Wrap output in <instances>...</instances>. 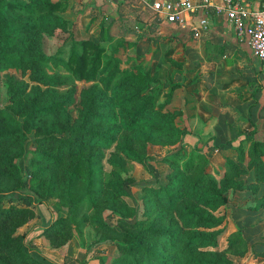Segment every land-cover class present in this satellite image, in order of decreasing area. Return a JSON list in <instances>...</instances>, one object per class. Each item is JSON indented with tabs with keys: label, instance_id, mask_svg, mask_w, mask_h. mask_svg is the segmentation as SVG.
<instances>
[{
	"label": "rangeland",
	"instance_id": "rangeland-1",
	"mask_svg": "<svg viewBox=\"0 0 264 264\" xmlns=\"http://www.w3.org/2000/svg\"><path fill=\"white\" fill-rule=\"evenodd\" d=\"M9 1L27 6L12 9L6 15L8 28L14 32L8 45V54L13 59H20L26 53L30 55L26 58L44 54L67 61L71 49L75 48L74 42L85 39L93 40L103 49L102 64L108 65L92 81L78 80L64 65L55 66L52 60L45 63L44 70L47 76L59 77L63 81V84L51 88L70 96V102L64 106L65 112L54 120L59 124L56 129L60 132L54 134L55 137L68 135L62 130L66 126V116L72 121L78 120L94 94L102 93L98 97L105 120L100 122V127L107 130L113 140L105 148L90 145L82 155H97L93 160L95 168L101 169L97 178L101 185L97 187L111 190L118 181L124 180L125 194L119 199L137 211V215L127 222L146 218L168 225L174 221L175 214L165 206L166 193L169 197L177 191H186L202 170L206 177L221 179L229 168L227 158L237 160L236 151H220L213 149V145L224 143L228 138L235 142L234 138L244 133H229L228 129L241 123V109L253 95L252 86L256 84L247 57L219 49L220 43L214 42L216 39L198 38L194 30L183 33L175 24H162L157 29L147 25L145 20L123 19L115 17L112 12L105 14L96 5H89V1L64 0L66 10L59 14L68 20L66 28L57 19L44 18V0ZM32 25L34 27L30 28ZM240 57L244 61L239 62ZM115 70L117 75L111 78ZM145 73L152 80L148 90L146 82L141 81L136 86L133 79L128 80L124 90L117 88L127 78L135 75L140 80ZM32 75L31 69L23 67L0 68V115L6 121L9 116L16 121L9 125L0 121V134L3 130H25L23 118L18 114L21 110L10 103L8 90L11 80L12 89L31 90L38 85ZM137 90L142 95L154 96L156 113L150 112L131 126L125 113L127 109H134L130 100ZM42 137L45 136L31 130L12 141H0V189L25 180L31 187L50 194L46 201L57 209L58 214L71 219L69 225L55 235L56 242L47 235L32 241L27 238V243L61 262L67 259L73 264H84L81 261L87 257L86 262L94 260L100 264L101 258L110 264L117 259L118 251L109 240L96 242L106 233L95 220L97 211L87 194L84 195L86 173L74 184L69 181L79 156L68 164V173L62 169L65 164L56 166L54 162L43 164L46 170L42 175L40 152L55 153L58 146L57 141H38ZM241 140L247 144L245 151L248 150L251 139L244 137ZM261 163L248 169L249 158L246 156V162L239 163L246 172L235 178L241 188L229 189L226 192L227 205L213 211L222 218V224L218 227L217 244L208 250L225 251L228 240L237 232L244 238L246 252L243 256L226 251L233 264H264V183L255 179L257 171L259 173L264 168ZM180 171L184 177L177 180ZM103 204L100 202L98 207ZM10 205L19 209L24 207L20 201L5 202L6 207ZM76 208L79 212L73 216ZM33 210L34 217L19 214L0 218V228L9 235L22 234L39 220L36 208ZM102 217L113 224L119 220L108 209L103 211ZM19 222L22 226L16 228ZM79 253H85V256L80 258ZM8 256L14 258L13 253Z\"/></svg>",
	"mask_w": 264,
	"mask_h": 264
},
{
	"label": "trees",
	"instance_id": "trees-1",
	"mask_svg": "<svg viewBox=\"0 0 264 264\" xmlns=\"http://www.w3.org/2000/svg\"><path fill=\"white\" fill-rule=\"evenodd\" d=\"M34 2L35 0H31ZM42 10L45 11L44 18H54L61 21L65 28L68 20L61 17L59 13L66 10L64 0H44ZM22 3L11 2L9 0H0V68L13 66L16 68L31 69L32 78L38 82L31 90L25 88L12 89L13 81H10L9 100L11 104H15L19 110V115L23 118V131L3 130L0 134V141H12L14 137L25 136L26 132L36 130L38 135H44L38 141L54 142L57 141V149L52 152L42 151L40 161L41 174L44 175L45 168L43 164L56 163V166H63V171L68 173V164L78 155L76 163L70 174L69 181L74 184L77 179L86 173V185L84 195L90 200L91 205L95 208V220L105 236L99 237L96 242L111 241L115 244L118 251V257L110 264H233L232 260L227 257L226 251L231 254L243 256L245 241L241 233L237 232L233 238L228 240V246L225 251L208 250L217 244L222 218L216 216L213 211H217L220 207H224L228 203L226 192L229 189L240 187L241 183L235 178L243 175L246 169L240 167L239 163L246 162V156L249 158L248 169H252L258 162L264 163V141L251 139L250 148L245 151L244 141H239L237 146L232 145L230 140L218 145H213V149L220 151H236L237 160L230 157L227 158L228 170L221 179L206 177L201 171L192 186L186 191H177L173 195L165 194V206L169 211L174 212V221L168 225H161L156 221L146 218L139 219L133 223L126 220L137 215L134 207L128 206L124 201L119 199L125 194L123 184L124 180L118 181L117 185H113L111 190H104L97 185H101L98 178L100 168L94 166L93 160L97 155H82L86 147L90 145H101L103 148L108 147L113 138L111 134H107V130L101 129V123L105 120L100 109V99L98 96L101 92H96L90 102L87 103L83 112H81L78 120H70V116H66V126L62 129L67 131L68 135L64 138L55 137L54 134L60 133L56 129L54 120L61 116L64 112V106L70 102V96L67 93H59L52 89L53 86L63 84L59 77L47 76L45 74V63L53 61L55 66L64 65L73 76L80 81H92L108 63L102 64L104 58L103 49L93 40L85 39L75 41V48H72L67 61L50 56L40 54L30 56L24 53L20 59H13L9 53V43L11 34L14 33L8 28L7 12L12 9L25 8ZM62 18H60V17ZM34 27L32 25L30 28ZM26 58V59H25ZM19 60L23 63L21 64ZM39 64V65H38ZM37 72L38 77H37ZM146 74V73H145ZM117 75V71H113L111 78ZM133 75V74H132ZM135 76V75H134ZM127 78L122 81L117 88L124 90L128 80L133 79L136 84L146 82V90L152 86L151 77L146 74L145 77L138 80L137 76ZM12 79V77H11ZM22 85V83H20ZM44 86V88H42ZM130 103L134 109L126 110V117L131 126L137 124L150 112L156 113L154 109V96L142 95L138 90L131 95ZM96 106V108H95ZM0 121L4 124L16 123L9 116L6 121L5 117L0 115ZM51 121V122H50ZM52 142V143H53ZM249 146V145H248ZM247 152V153H245ZM98 155H101L98 152ZM135 158L134 155H128ZM49 159H44V158ZM68 160V161H67ZM67 161V162H66ZM83 161H86L83 164ZM66 162V163H65ZM261 163V165H263ZM264 166V165H263ZM192 167V166H190ZM84 169V171H82ZM257 171V169H255ZM38 172V171H37ZM184 177L183 171L176 175V179ZM255 179L259 183H264V168L261 172L255 174ZM172 191V190H171ZM170 191V192H171ZM169 192V193H170ZM51 197L50 194L42 193L38 187H31L27 181L21 180L19 183L0 189V218L12 217L16 215H29L34 217L33 208L35 205L44 203L51 206L46 198ZM20 201L24 204L23 208L15 205L5 206V202L14 203ZM104 204L98 207V204ZM52 207V206H51ZM53 213L51 222L45 226L38 235L51 237L52 242H56L55 235L61 232L63 228L69 225L71 221L67 215L58 214L57 209L50 208ZM110 210L112 215L119 218L117 224L107 222L103 219L104 210ZM78 209H74V215ZM35 225V224H33ZM22 226L21 222L16 228ZM29 229L22 234L9 235L7 231L0 228V264H73L65 259L63 262L55 258H51L40 251H36L30 243L27 242ZM71 235L68 237L70 238ZM14 254V258H9L8 254ZM3 254H7L4 256ZM36 254L37 257H34ZM100 264H107L101 258Z\"/></svg>",
	"mask_w": 264,
	"mask_h": 264
},
{
	"label": "crops",
	"instance_id": "crops-1",
	"mask_svg": "<svg viewBox=\"0 0 264 264\" xmlns=\"http://www.w3.org/2000/svg\"><path fill=\"white\" fill-rule=\"evenodd\" d=\"M82 1L85 2V0ZM87 1H89V5H96V8L103 13L105 12V14L112 12L115 17H122L123 19L145 20V23L147 25H152V27L154 28L156 26L157 29H160L162 24H173L167 22L160 14H156V12H153L150 7L136 3H128L127 0ZM192 1L195 5H198L200 3V0ZM214 1L219 2L220 0ZM245 1L247 4L252 6L260 3L259 0ZM205 16L206 11L201 8L194 12H188L185 15V22L183 25H175L178 26L179 29H182L183 33H186L185 30L192 33L193 28L196 27V30L194 29V34L196 36H199L198 38L216 39L214 42L220 43L218 44L219 49H226L227 51H229V53L237 56L244 55L249 60V68L256 76V84L252 86L253 95L249 97L243 104V111L241 109V123L237 124L239 126L232 125L228 129L229 133H244L241 134L240 137L234 138L235 142L230 138H228V140L232 142V145L238 144V142L244 137L264 141V61H258V59L252 55L250 48L246 44L237 42L234 31L224 15H216L215 13L210 11L208 13L209 25L205 28L199 27V20ZM238 60L239 62L244 61V59H242L241 57ZM245 130H249L250 132L246 133ZM34 208H36L37 210L39 220L35 223V225H31L29 227V234L27 235L28 241H32L34 238H38V235L42 232L43 228L47 226L53 218V213L50 209L52 208L51 206L49 207L48 205L41 203L35 205ZM34 249L36 251L38 250L36 248ZM79 254L80 258H83L85 256V253ZM33 256L37 257L36 254H33ZM86 258L87 257H84L81 262L84 264H98L94 260L86 262Z\"/></svg>",
	"mask_w": 264,
	"mask_h": 264
},
{
	"label": "built area",
	"instance_id": "built-area-1",
	"mask_svg": "<svg viewBox=\"0 0 264 264\" xmlns=\"http://www.w3.org/2000/svg\"><path fill=\"white\" fill-rule=\"evenodd\" d=\"M127 2L148 6L167 22L177 25L184 24L185 15L188 12L201 8L206 11V16L198 22V26L202 28L209 25L210 11L216 15H224L234 31L237 42L246 44L258 61H264L263 2L254 6L247 4L245 0H220L219 2L200 0L198 5H195L192 0H127ZM194 29L196 30V27Z\"/></svg>",
	"mask_w": 264,
	"mask_h": 264
},
{
	"label": "water",
	"instance_id": "water-1",
	"mask_svg": "<svg viewBox=\"0 0 264 264\" xmlns=\"http://www.w3.org/2000/svg\"><path fill=\"white\" fill-rule=\"evenodd\" d=\"M85 1H87V0H85Z\"/></svg>",
	"mask_w": 264,
	"mask_h": 264
}]
</instances>
